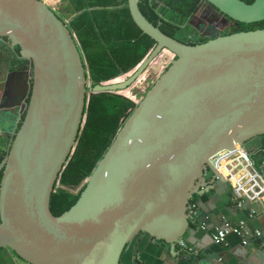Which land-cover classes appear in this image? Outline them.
<instances>
[{"label":"water","instance_id":"95a60500","mask_svg":"<svg viewBox=\"0 0 264 264\" xmlns=\"http://www.w3.org/2000/svg\"><path fill=\"white\" fill-rule=\"evenodd\" d=\"M206 1L235 22L264 20V0ZM140 2L127 6L154 47L122 82L112 81L126 73L88 86L77 39L56 11L42 0H0V37L32 62L20 73L29 101L25 110L15 105L24 117L1 165L0 248L29 264H122L142 235L175 256L201 228L197 197L226 182L216 154L245 144H262L264 153V28L193 45L150 21ZM164 50L175 58L125 119L78 201L54 215L51 196L76 150L90 96L129 88ZM186 245L195 258L175 264L220 255Z\"/></svg>","mask_w":264,"mask_h":264},{"label":"trees","instance_id":"16d2710c","mask_svg":"<svg viewBox=\"0 0 264 264\" xmlns=\"http://www.w3.org/2000/svg\"><path fill=\"white\" fill-rule=\"evenodd\" d=\"M203 1L141 0L140 8L150 21L159 25L165 32V28L169 27L185 31L189 27L188 21L200 10ZM244 1L252 3L254 0ZM87 2L91 7L93 23L92 19L89 24L76 21L73 29L78 34L80 49L87 60L91 78L97 83L121 73H128L149 54L155 41L143 34L134 24L127 0ZM258 28H264V20L255 23L236 22L230 33ZM91 36L93 37L90 38ZM205 41L207 39L200 42ZM16 49L20 55L21 48L16 46ZM136 106L132 99L116 93L101 92L90 96L85 110L87 118L80 130L76 150L69 158L51 196L50 207L54 215H61L78 201L86 187L87 178ZM4 159L5 151L0 147V184L3 172L1 165ZM75 189L76 192L72 191ZM5 249L0 248V264H12L9 257L8 263L1 259Z\"/></svg>","mask_w":264,"mask_h":264},{"label":"crops","instance_id":"0c3cea01","mask_svg":"<svg viewBox=\"0 0 264 264\" xmlns=\"http://www.w3.org/2000/svg\"><path fill=\"white\" fill-rule=\"evenodd\" d=\"M56 3L58 5L57 13L72 29L79 44L78 34L73 29V25L76 21L81 24L82 22L89 24L91 19L93 23L91 7L87 0H56ZM7 71L5 63L0 62V80L7 78ZM10 80L11 84L9 83L7 86L15 101L22 93L17 88L22 84L20 74L12 76ZM6 91L8 95V90ZM7 104L9 105H5L9 110L6 111L2 121H0L2 130H0V146L4 149L9 147L18 128L19 119V115L15 111L17 110L16 101L14 104L12 102ZM260 150H262V144H259L254 151L252 149L251 153L257 167L264 173V153ZM194 205L196 215L201 220L199 224L201 228L192 229L190 237H187L185 243L196 250L213 247L220 252L219 257L213 256L208 260L204 255L201 259L198 258V262L193 261L194 264H264V200L255 203L243 201L242 204H238L231 193L230 185L227 182H220L214 184V189L197 197ZM224 221L232 223L244 221L245 233H247L244 238H247L249 243L245 245L242 236L229 234L222 244H214L211 233L215 228L220 227ZM257 232H260L261 235L257 236ZM154 245L155 243L144 235L139 236L126 250L122 264H175L179 263L183 256L187 259L195 258V255H192L193 252L186 251L181 245L175 256L170 255L167 250H157Z\"/></svg>","mask_w":264,"mask_h":264},{"label":"flooded vegetation","instance_id":"af4514ba","mask_svg":"<svg viewBox=\"0 0 264 264\" xmlns=\"http://www.w3.org/2000/svg\"><path fill=\"white\" fill-rule=\"evenodd\" d=\"M187 24L189 25V27L187 29L185 26L186 28L185 31L184 29L181 30L180 28H176V27L170 28L169 27L170 29L165 28L166 33L171 34L174 37L182 41H186L189 44H193V43L198 44V43H202L200 41H202L203 39L209 40L211 38L230 33V31L233 30V27L235 26L236 22L233 21L232 19L230 20L227 19L219 10H217L216 8L211 6L206 0H204L201 5L200 10L190 18ZM80 51L86 63L85 67H86V73H87V78H88V86H90L91 81L93 79L89 75L90 71L88 69V64H87L85 55L83 54L81 49ZM171 54L173 53L171 52ZM0 62L5 63V66L7 67V70H8L7 78L4 80L3 79L0 80V105L4 106L1 111L2 116H4L6 111L9 110V108L6 107L5 105L8 102H12L14 104V102L16 101L17 104L21 105L19 110H25L26 105L29 101V96L25 97V94L21 93L23 92V87H24L23 84L17 87L18 90H21L20 93L22 95L21 96L19 94V98L20 97L22 98L15 100V101L12 96V92L10 91V89H8L7 85L10 83L9 80L12 78V76L18 75L23 71L28 72L30 67L32 66V62L30 60L23 59L17 53L16 46H12L11 41L7 39V37H0ZM136 67H134L133 69H135ZM26 77L27 78L29 77L30 82H32L31 76L26 75ZM6 90H8V95L7 93L4 92ZM3 96L4 98H2ZM23 117H24V113L23 112L19 113L18 126L20 122L22 121ZM1 148L2 150L6 152L7 148L6 149H4L3 147ZM252 149L254 151L256 147H253Z\"/></svg>","mask_w":264,"mask_h":264},{"label":"built area","instance_id":"2783aa9c","mask_svg":"<svg viewBox=\"0 0 264 264\" xmlns=\"http://www.w3.org/2000/svg\"><path fill=\"white\" fill-rule=\"evenodd\" d=\"M42 1L56 11V7H54L56 0H51L52 3H55L54 5L48 4L47 0ZM173 58L175 56L171 58L170 62ZM132 100L136 104L140 101V99L137 100L135 98ZM252 148L253 146L251 144L236 145L233 149L223 150L217 153L213 159L216 170L230 185L231 193L238 204H242L243 201L255 203L264 200V173L256 165V161L251 154ZM211 175L212 173L208 172V177H211ZM229 234H236L243 238L247 236L244 221L239 223L224 221L220 227L216 228L214 240L217 243L224 242ZM256 234L257 236L261 235L260 232ZM243 243L245 245L249 243L247 238L243 239ZM181 246L186 247L187 245L185 242H182ZM187 249L193 250L191 247H187Z\"/></svg>","mask_w":264,"mask_h":264},{"label":"rangeland","instance_id":"374dc122","mask_svg":"<svg viewBox=\"0 0 264 264\" xmlns=\"http://www.w3.org/2000/svg\"><path fill=\"white\" fill-rule=\"evenodd\" d=\"M47 1H48V4H51V5L55 4V3H52L51 0H47ZM54 7H56V12H58L57 3L56 5H54ZM170 60L171 58H168L167 60H163V55L161 57H158L155 60V62L152 63V65H150V67L147 69L149 73L147 74L145 79H144V73H143V75H140L139 79H137L129 88L118 90L116 94L126 96L130 99H134V98L137 100L140 99L141 101L145 96V91L151 88L155 79H157L162 74V72L166 69V67L168 66V63H170ZM131 72H134V71H131ZM129 76H130V73L125 74L124 76H121L112 82H122L123 80L127 79ZM86 118H87V113H86ZM72 191L76 192L77 189L72 190ZM8 257L12 260V264H27L23 259L17 256L13 252V250H11L10 248L5 249V253L4 255L1 256V259L5 261V263H8V260H7Z\"/></svg>","mask_w":264,"mask_h":264},{"label":"bare ground","instance_id":"6f19581e","mask_svg":"<svg viewBox=\"0 0 264 264\" xmlns=\"http://www.w3.org/2000/svg\"><path fill=\"white\" fill-rule=\"evenodd\" d=\"M163 55V60H167L168 58H172L173 57V54H171V52L169 51V50H164L158 57H161ZM158 57H156L153 61H152V63H154L155 62V60L158 58ZM164 62V61H163ZM152 63H151V65H152ZM149 72L146 70L145 72H144V78L147 76V74H148ZM143 75V74H142Z\"/></svg>","mask_w":264,"mask_h":264}]
</instances>
